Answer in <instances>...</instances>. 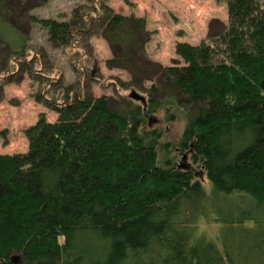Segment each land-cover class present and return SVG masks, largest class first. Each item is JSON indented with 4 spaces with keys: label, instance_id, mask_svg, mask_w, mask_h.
<instances>
[{
    "label": "trees",
    "instance_id": "16d2710c",
    "mask_svg": "<svg viewBox=\"0 0 264 264\" xmlns=\"http://www.w3.org/2000/svg\"><path fill=\"white\" fill-rule=\"evenodd\" d=\"M86 20L37 22L76 48ZM107 27L109 42L133 44L124 17ZM175 52L153 65L173 97L153 88L120 110L74 93L52 105L55 121L40 115L26 129V152L0 153V264H264V5L231 0L215 37ZM176 107L183 132L160 160L161 131L144 116L164 110L169 122ZM180 154L195 169L178 168ZM199 219L220 224L216 243L195 236Z\"/></svg>",
    "mask_w": 264,
    "mask_h": 264
},
{
    "label": "rangeland",
    "instance_id": "374dc122",
    "mask_svg": "<svg viewBox=\"0 0 264 264\" xmlns=\"http://www.w3.org/2000/svg\"><path fill=\"white\" fill-rule=\"evenodd\" d=\"M258 1L264 5V0ZM230 2L0 0V153L26 152L29 144L26 129L40 115L47 121H55L57 114L52 105L68 102L74 93L81 97L107 96L112 108L120 110L142 104L129 98L132 91L146 102L153 88L158 90L155 97L160 101L173 97L174 90L161 82L162 72L154 66L172 64L178 43L198 44L215 37L228 22ZM79 14L89 21L86 20V35L77 41L76 48L53 43L48 30L37 22L65 21ZM113 14L124 17L123 35L134 37L129 48L120 49L108 41L111 28L107 27V21ZM112 59L116 62L109 64ZM136 64L141 66L138 70ZM144 118L147 131H161L157 148L160 160L172 157L170 147L177 144L185 125L180 108L176 107L175 117L169 122L164 110L147 113ZM182 156L175 159L177 166ZM181 169H195L190 155ZM200 180L208 191L206 177ZM195 226V236L217 242L220 224L199 219ZM21 262L19 257L17 264Z\"/></svg>",
    "mask_w": 264,
    "mask_h": 264
},
{
    "label": "water",
    "instance_id": "95a60500",
    "mask_svg": "<svg viewBox=\"0 0 264 264\" xmlns=\"http://www.w3.org/2000/svg\"><path fill=\"white\" fill-rule=\"evenodd\" d=\"M129 98H130L131 100H133V101H138V102H142V103L145 101V99H144L142 96H140L138 93H136V92H134V91L130 92V94H129ZM186 157H187L186 154H184V155L182 156V160H181V162H180L178 168H182V167H183V161L185 160ZM10 260H11L13 263H17V261L19 260V257H18V256H12Z\"/></svg>",
    "mask_w": 264,
    "mask_h": 264
}]
</instances>
